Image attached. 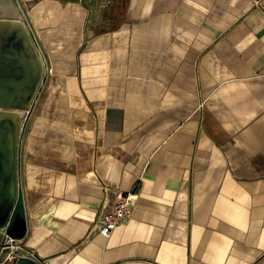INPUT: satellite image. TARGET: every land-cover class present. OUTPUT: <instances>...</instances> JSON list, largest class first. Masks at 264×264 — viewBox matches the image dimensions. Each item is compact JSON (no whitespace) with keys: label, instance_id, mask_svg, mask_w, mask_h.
<instances>
[{"label":"crops","instance_id":"0c3cea01","mask_svg":"<svg viewBox=\"0 0 264 264\" xmlns=\"http://www.w3.org/2000/svg\"><path fill=\"white\" fill-rule=\"evenodd\" d=\"M27 11L50 72L20 149L24 249L43 264H264V0ZM126 192L131 216L106 237L95 222Z\"/></svg>","mask_w":264,"mask_h":264},{"label":"water","instance_id":"95a60500","mask_svg":"<svg viewBox=\"0 0 264 264\" xmlns=\"http://www.w3.org/2000/svg\"><path fill=\"white\" fill-rule=\"evenodd\" d=\"M0 7V264H43L25 249L12 250L5 240L22 241L28 232L20 149L47 70L20 1L0 0ZM18 251L10 262L4 259Z\"/></svg>","mask_w":264,"mask_h":264},{"label":"built area","instance_id":"2783aa9c","mask_svg":"<svg viewBox=\"0 0 264 264\" xmlns=\"http://www.w3.org/2000/svg\"><path fill=\"white\" fill-rule=\"evenodd\" d=\"M29 22L31 25L30 19H29ZM31 28L36 38V42H37L39 53L41 55V59L47 70L46 71V81L41 86V91H42V88L47 82L48 74L50 71H48V65H47L45 54L42 50V47L39 43V40L35 34V31L32 25H31ZM131 213H132L131 193L130 192L117 193L112 203L100 212L99 217L95 222L96 228L99 233L108 237L115 227L125 222L131 216ZM5 241L6 243H10L12 250L21 249V248L24 249L21 241H14L13 239L9 237H7ZM20 254L21 252L19 251L14 254L8 253L5 255L4 259H6L7 262H10L13 259V257L20 255Z\"/></svg>","mask_w":264,"mask_h":264},{"label":"rangeland","instance_id":"374dc122","mask_svg":"<svg viewBox=\"0 0 264 264\" xmlns=\"http://www.w3.org/2000/svg\"><path fill=\"white\" fill-rule=\"evenodd\" d=\"M30 2H31V0H25V1L23 2V3H24V11H26V12H27V15H28L27 8H28V6H29ZM28 18H29V16H28ZM25 129H26V128H25ZM25 132H26V130L24 131V134H23V136L25 135Z\"/></svg>","mask_w":264,"mask_h":264},{"label":"flooded vegetation","instance_id":"af4514ba","mask_svg":"<svg viewBox=\"0 0 264 264\" xmlns=\"http://www.w3.org/2000/svg\"><path fill=\"white\" fill-rule=\"evenodd\" d=\"M0 50H2V44H1Z\"/></svg>","mask_w":264,"mask_h":264}]
</instances>
